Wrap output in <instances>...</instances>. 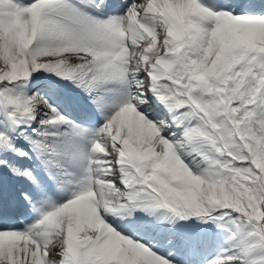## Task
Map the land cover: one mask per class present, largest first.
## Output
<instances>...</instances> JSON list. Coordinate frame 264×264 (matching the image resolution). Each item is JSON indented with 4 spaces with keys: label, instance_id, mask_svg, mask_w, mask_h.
Wrapping results in <instances>:
<instances>
[{
    "label": "snow or ice",
    "instance_id": "6c2138e0",
    "mask_svg": "<svg viewBox=\"0 0 264 264\" xmlns=\"http://www.w3.org/2000/svg\"><path fill=\"white\" fill-rule=\"evenodd\" d=\"M0 264H264V0H0Z\"/></svg>",
    "mask_w": 264,
    "mask_h": 264
}]
</instances>
